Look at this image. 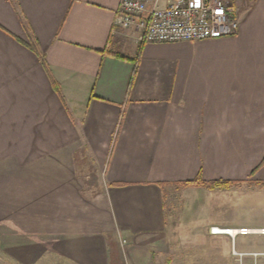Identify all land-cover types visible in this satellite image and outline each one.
Instances as JSON below:
<instances>
[{
	"label": "crops",
	"instance_id": "crops-1",
	"mask_svg": "<svg viewBox=\"0 0 264 264\" xmlns=\"http://www.w3.org/2000/svg\"><path fill=\"white\" fill-rule=\"evenodd\" d=\"M121 3L0 0V264H173L166 186L264 178V0L145 44Z\"/></svg>",
	"mask_w": 264,
	"mask_h": 264
},
{
	"label": "rangeland",
	"instance_id": "rangeland-1",
	"mask_svg": "<svg viewBox=\"0 0 264 264\" xmlns=\"http://www.w3.org/2000/svg\"><path fill=\"white\" fill-rule=\"evenodd\" d=\"M239 1L243 6L249 3V0ZM262 163L263 168L264 160ZM256 176L248 181L233 182L228 189L214 191L196 188V185L165 187L167 208L174 218L170 229L173 264H233L230 238L212 236L205 227L218 224L264 228V178ZM86 182L89 194L99 187L96 178ZM236 245L238 250L264 251V235L239 236Z\"/></svg>",
	"mask_w": 264,
	"mask_h": 264
},
{
	"label": "built area",
	"instance_id": "built-area-1",
	"mask_svg": "<svg viewBox=\"0 0 264 264\" xmlns=\"http://www.w3.org/2000/svg\"><path fill=\"white\" fill-rule=\"evenodd\" d=\"M115 24L136 27L142 44L233 37L240 30L237 0H122ZM209 233L232 240L233 264H264L263 251L235 246L237 237L264 235V228L211 226Z\"/></svg>",
	"mask_w": 264,
	"mask_h": 264
},
{
	"label": "trees",
	"instance_id": "trees-1",
	"mask_svg": "<svg viewBox=\"0 0 264 264\" xmlns=\"http://www.w3.org/2000/svg\"><path fill=\"white\" fill-rule=\"evenodd\" d=\"M32 48H34L33 46H31ZM113 55H115L116 57L119 58H125L124 56L115 53V52H109ZM234 181H227V180H213V181H205L202 178H197L194 181H188L183 183V186H189V185H198L201 187H205L209 190H215V189H228L229 187H231L230 185H232ZM264 185V183H263Z\"/></svg>",
	"mask_w": 264,
	"mask_h": 264
}]
</instances>
